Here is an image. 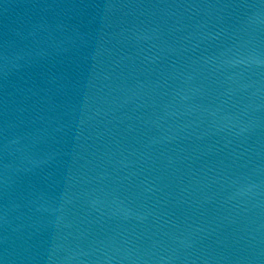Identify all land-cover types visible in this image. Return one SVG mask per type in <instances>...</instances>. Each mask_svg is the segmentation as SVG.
I'll list each match as a JSON object with an SVG mask.
<instances>
[{"label": "water", "instance_id": "95a60500", "mask_svg": "<svg viewBox=\"0 0 264 264\" xmlns=\"http://www.w3.org/2000/svg\"><path fill=\"white\" fill-rule=\"evenodd\" d=\"M0 264H264V0H0Z\"/></svg>", "mask_w": 264, "mask_h": 264}]
</instances>
